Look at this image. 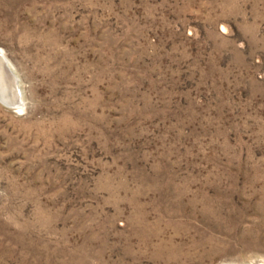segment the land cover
<instances>
[{
	"label": "rangeland",
	"instance_id": "obj_1",
	"mask_svg": "<svg viewBox=\"0 0 264 264\" xmlns=\"http://www.w3.org/2000/svg\"><path fill=\"white\" fill-rule=\"evenodd\" d=\"M0 264H264V0H0Z\"/></svg>",
	"mask_w": 264,
	"mask_h": 264
},
{
	"label": "water",
	"instance_id": "obj_2",
	"mask_svg": "<svg viewBox=\"0 0 264 264\" xmlns=\"http://www.w3.org/2000/svg\"><path fill=\"white\" fill-rule=\"evenodd\" d=\"M0 75L5 79V87H3V92L5 94L6 100L1 102L6 106L15 107L20 104L21 91L18 86V78L13 72L10 63L3 56L0 50Z\"/></svg>",
	"mask_w": 264,
	"mask_h": 264
},
{
	"label": "bare ground",
	"instance_id": "obj_3",
	"mask_svg": "<svg viewBox=\"0 0 264 264\" xmlns=\"http://www.w3.org/2000/svg\"><path fill=\"white\" fill-rule=\"evenodd\" d=\"M3 87H5V79L0 75V101H2V100H6V98H5V94H4V92H3ZM2 99V100H1ZM21 102V101H20ZM21 105L20 104H18V105H16L15 107H14V109H18V110H20L19 109V107H20Z\"/></svg>",
	"mask_w": 264,
	"mask_h": 264
}]
</instances>
